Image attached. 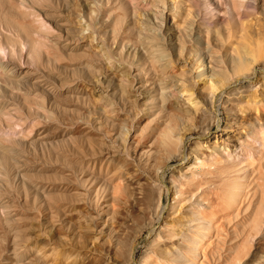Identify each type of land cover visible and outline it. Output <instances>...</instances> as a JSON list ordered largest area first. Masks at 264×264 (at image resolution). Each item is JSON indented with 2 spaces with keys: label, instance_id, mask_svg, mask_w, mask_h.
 Returning <instances> with one entry per match:
<instances>
[{
  "label": "rangeland",
  "instance_id": "obj_1",
  "mask_svg": "<svg viewBox=\"0 0 264 264\" xmlns=\"http://www.w3.org/2000/svg\"><path fill=\"white\" fill-rule=\"evenodd\" d=\"M132 1L0 0V63L5 64L0 66V264H75L92 252L105 263L134 264L150 243L153 251L143 264H172L171 249L188 216L183 201L171 203L179 193L178 184L170 181L171 175L178 177L177 170L203 173H197L192 184L182 179L181 191L192 190L191 198L201 203L199 213H213L215 219L209 217L211 237L201 243L206 249L200 244L206 252L199 247L193 264H264V125L262 131L241 136L246 143L245 155L239 154L245 157L240 166L219 153V140L214 144L210 137L206 141L202 136L203 146L208 147L201 151L217 152L216 157L210 160L198 150L194 153L191 145L197 140L196 131L187 133L185 157L171 159L164 173L166 185L159 193L160 209L168 222L162 226L176 233L154 237L142 217L129 218L132 223L125 224L122 214L128 212L130 197L121 187L124 180L112 181L120 169L116 156H100L92 124L102 115L98 107L124 117H130L134 109H146L148 98L156 96L151 79L161 72L158 77L170 85V96L184 109L193 104L185 100L186 92H180L182 86L196 97L211 81L218 84L217 93H223L216 96V108L205 117V124H200L204 128L210 122L211 137L214 132L240 137L255 114H264V65L257 64L255 73L245 71L251 76L250 85L234 74L235 55L222 41L225 24L219 25L222 37L213 29L207 33L193 16L189 0H140L135 6ZM199 1L189 2L195 6ZM221 1L231 9L230 0ZM188 11L191 15L185 17ZM211 16L208 20H215ZM242 18L246 34L264 40V4L259 2L255 11L247 10ZM150 52L155 53L153 60L148 59ZM82 60L95 67L84 66ZM228 86L237 90L229 94ZM85 106L90 114L83 111ZM257 138L261 146L254 148ZM9 148L18 150L17 156L15 152L10 155ZM249 149H256V156L247 157ZM195 154L201 164L194 163ZM13 161H22L21 167L28 164V168L23 172ZM7 193L20 196L16 208L21 209L13 220L4 213L6 203L12 206ZM42 193L52 200L47 201ZM113 198L120 203L115 205ZM5 219L19 226L12 232ZM117 225L125 242L118 252L105 256L103 250L112 245ZM42 237L51 245L43 246ZM37 246L46 251L43 260L34 253ZM53 246L56 249L48 251ZM131 249L133 261L128 262ZM17 253L22 260L16 259Z\"/></svg>",
  "mask_w": 264,
  "mask_h": 264
},
{
  "label": "bare ground",
  "instance_id": "obj_2",
  "mask_svg": "<svg viewBox=\"0 0 264 264\" xmlns=\"http://www.w3.org/2000/svg\"><path fill=\"white\" fill-rule=\"evenodd\" d=\"M189 1H188V6L192 8L193 16L197 18L196 20H199V23L201 24L202 28L207 33H210L209 29H213L216 32L215 34L217 36L220 35V37H222L220 34L219 25L222 23L225 24V27H227L226 28L227 32H226V36H224V39L222 38V41L225 43L224 44L225 47H228L230 49V52L235 55V62H234V67H233L234 74L236 73V76L239 75L240 76L239 79L246 80L248 84L250 85L252 83L250 82L251 76H247L246 75L247 72L245 71L251 70L252 73H255V66L257 64L264 65V40L262 39L258 40L246 34V31L244 29L245 25H244L242 16L246 14L247 10L255 11L257 8V4L259 2L264 4V0H230L231 1L230 10H229V7L226 5V3H224V1H221V0L219 1L202 0L201 2L200 1L198 2L200 3L199 5H195V6L191 5L192 3H190ZM139 3H142V2L140 0L132 1V4L134 6ZM134 6H133V9H135ZM189 12L190 11H188L184 16L186 17L189 14L191 15V12L190 13ZM211 15H214L213 17H215V20L213 19L212 21L208 20V17ZM152 52H150L151 53L150 55L152 56H148L149 60L154 59L153 57L155 56L154 55L155 53L152 54ZM150 57L152 59H150ZM159 57L160 56H157V59ZM81 62L84 63V66H86V63H88L87 65H91L89 67H95V64L93 65L92 63H89L90 61L82 60ZM150 62L153 64L152 61ZM157 62H159V60H157ZM3 65L5 64L0 63V66L3 67ZM155 66H158V65H155ZM160 66H163V64H161ZM97 67H98V64L96 68ZM159 73L160 75H163L161 72ZM159 73L157 74L158 76H159ZM158 76L151 79V82L155 85L156 96L153 95L148 98L149 103L146 109H139V108H137L138 110L134 109L137 106H135L132 102L131 105L132 104L134 105L133 109L134 111L135 110L136 111L131 112L132 114H130V117L129 115L128 117H124L125 115L122 116L121 113H118V111L117 113L115 111L113 112V110L111 112L110 111L107 112L105 108L98 107L102 115L101 117H98V118L95 117L96 119L94 123H92L93 121L91 123L94 124L95 126V129L94 127L93 129L95 133L94 135L96 136L95 137L96 141L98 142L100 146L99 147L100 156L109 157L110 155H113V156H116V158L118 159V164L120 166V169H118L117 172L114 174L112 181L116 179L124 180L125 181V182L123 181L124 185L122 183L121 187L122 188L124 187V190L127 192L128 197H130L129 202H128L129 206L127 209L128 212L126 214H122L124 215V219H125L123 220L126 221V223L124 221L123 222L125 224L132 223L131 221H129V218L130 220L132 219L133 221H135L136 218L142 217L147 223V228L149 232H152V234H154V237L162 238L163 235H165V233H166L165 236H168V235H173L171 233H176V231L173 230V228L170 226L168 227L162 226L165 224L167 225L168 222H167V219L164 218L163 212L160 209L161 202H160L159 193L162 190V187L166 185L164 182V173H165V170L168 169V167L170 166L171 159L173 157H178L181 159L182 157H185L184 155L185 141L190 139V137L189 138L186 137L187 133L190 134L196 131L195 133L197 134L196 135L197 140L194 141L195 144L191 145V149L195 151L194 153H196V150H198L200 151V155L203 158H206V159L209 158L210 160L216 157L215 154H217V152L216 153L214 152L205 153L206 152L205 150L208 147V145H205V147L203 146L204 140L207 141L209 140V137H210V140H212L214 144L217 142V140H219L217 142L219 146L218 149L220 150L219 153L222 152L223 154L226 155L225 157H227L228 160L230 159L234 161V163L235 162L239 163L238 165L240 166L241 163L244 162L243 160L245 159V157L243 159V156L245 155V152L243 149V142H245L244 141L245 139H243L241 136H245L247 138V136H249V133H255L254 132L255 130L258 131L260 128H263L262 125H264V114L262 117L255 114L253 119L249 120V122L246 123V127H247L245 129L246 132H244V135H239L240 137L238 136L235 137L234 135L232 136L231 134H228V132L220 133L218 135L214 132V134L211 137L209 136L211 133L209 134L207 132V129H209L208 127L210 126V122H209V126L206 125V127L204 128L201 127L200 124L201 123L205 124V119H207L205 117L210 115V113L212 112V109L214 110V108H216L215 102L219 98L220 93L221 95L223 93V91L217 93V89L219 88V86H217L218 84H216L214 81L213 82L211 81L210 83L206 85L207 87L206 91L202 92V94L200 95L197 94L196 97L195 96L192 97L193 95L192 90L186 89L184 86H182L179 89L180 92L181 93L186 92L187 94L185 96L186 97L185 100L193 104L192 108H190L189 105H187V108L184 109L181 105L178 104L177 101H173L172 97L170 96L171 95L170 85L166 81H163V79ZM225 90H227L228 93L230 94V93H234V91H231V90H237V89H234L233 86H228L227 88H225ZM127 97L129 98V96ZM92 105L93 104H91V106ZM86 106H85V109L84 108L82 109L83 111L86 110V112L90 114L91 110L89 109V107L87 108ZM114 110H117V109H114ZM122 110H124V108ZM87 122L85 123L87 124ZM88 125L91 126V124H88ZM186 125H187V128H186ZM90 126L89 128H91ZM93 129L91 130L93 131ZM260 130L262 131V129ZM261 131L259 133H261ZM259 133H257V135H260ZM202 136H206L204 140H201L203 138ZM88 141L89 143L90 142L92 143V140L88 139ZM260 144H261V141L257 138L256 141H254L253 147L257 148V146H261ZM202 147L205 148L204 150L205 152L201 151ZM9 149H10L9 151L5 150V152L8 151L10 155L14 154L15 152V156H17L16 154L19 152L18 150L14 149L15 151H12L11 150L12 148H9ZM240 152L241 153L244 152V155L240 156L239 155ZM254 152H257V150L255 149V150L250 151L249 149V152H247L246 154L247 157L253 158L254 156H256L255 154L257 153H254ZM149 155H151V158H149ZM19 159L21 160V156L19 157ZM14 161H13V164L15 163V165L16 166L18 165L19 168L21 169L23 168V166L21 167L20 165L22 161L21 162L19 161L20 163H18L17 161V164ZM25 162H29V161H25ZM197 162L198 164H201L202 159L199 158V156L195 154L194 163H197ZM26 165L22 169L23 172L25 168H28V166L26 167ZM185 166L187 167L188 164L184 166L182 165V168ZM221 168L222 167H220L219 169ZM176 172H177L178 177L171 175L170 181L172 183L178 184V190L176 191H179V193H176V195H174L173 202L171 203L175 204L178 201H181V202L183 201L185 207L182 209L187 213L188 216H186L184 219V221L186 220L185 221L186 226L180 228L179 234H177L178 241L176 240L175 241L176 244L172 246V249H171L172 253L169 251L168 252L172 254V258L170 257L172 264H193L195 262L194 259H196V257L198 256V252L200 251L199 247H202L204 244H206L207 243L206 241H208V237L209 238L211 237L209 234L211 230V226H212L211 225L212 221L210 218H212L211 216L213 215V213L211 214V216H208L206 213L205 214L199 213L201 203H196L195 199L193 200L191 198L192 195H194L192 194V192H190L192 190L186 189V190L181 191L183 187V183L184 184L195 183V177L198 175L197 173H201V171L193 172L191 170H185L184 172H182L181 170H177ZM202 174L203 173H201L200 176H202ZM237 174L242 175L239 173ZM22 175L23 174H21V176ZM24 176L22 177L24 178ZM235 176H236V173H235ZM224 177L225 176H223V178ZM25 179L28 180L27 177H25ZM182 179L188 180V181H183L182 183L181 181ZM27 182L29 183L30 181H27ZM35 187H37V185H35ZM262 187H261L262 190L261 189L260 190L264 191V187L263 188ZM8 188L11 189L10 187ZM172 188L175 189L176 187L173 186ZM37 189L39 190L38 187L36 188V190ZM153 192L155 193L156 196L155 197L153 196L152 198V195H154ZM124 193H121L120 195L125 196ZM188 193L189 194L191 193V195H189ZM15 194H8L10 196L9 199L7 197H4V200L7 198L9 200V203L12 204V206L7 205L8 204L6 203L7 199L6 201H3L4 203H6V206H5L6 209H4V211L6 210V212L4 213L7 214L8 218H11V219L15 218V216L19 214L20 212L19 209H21L20 206L19 208H16V206H18V203L20 201L19 200L20 196L19 194H16V196H14ZM43 195L45 198H49L47 201L52 200L50 196L49 197L47 196V194H43ZM27 197L28 196L24 195V200H23L24 202L27 200ZM115 198L112 199L113 203L117 202L118 200ZM48 203L49 202H47V204ZM171 205L170 207H172ZM47 206H49L48 208L51 207L49 204ZM211 209L212 208H210V210ZM51 211H53L52 207L49 209V213L52 214ZM114 211L115 209L112 211V213ZM106 216H111V214H106ZM49 219H53L52 215H50ZM12 220L5 219V222L3 221V223L4 224L6 223L7 225L6 228L9 227L8 229L10 230L12 229V232H13V230L15 231L14 227H18L19 224L18 226H16L14 224L15 222L12 223ZM212 220H215V219L212 218ZM168 221H172V220H168ZM39 224L40 223H37V226H39ZM120 228L122 227L118 226L117 234L113 233L114 239H113L112 245L110 243L109 245L111 246L108 245L107 249L104 248L103 251L105 253V256H107L109 253L118 252L117 249H120L119 247L123 244V242H125L123 241L124 239L121 238V235H119L120 230H122ZM139 229L141 228L139 227ZM208 234L209 236H207ZM43 237L39 238V241L45 247L47 245L50 246L51 244L46 239V237L45 238ZM0 240L2 239L0 238ZM203 242H206V243H203ZM203 247L201 249H204ZM47 248H48V251L49 250L54 251L56 249V246L47 247ZM34 249H35L34 253L37 258L43 260L45 257H47L46 251L42 247L37 246ZM132 250L133 249L128 251V259H127L128 262L133 261V257H132L133 251ZM151 251L153 250H152L151 243H150V245H147L146 248L144 247V251L142 253L143 257L141 258L140 262L138 261L134 264H143V262L148 259V254L152 253ZM201 252H203V250ZM16 256H18L16 257L18 261L22 260L21 255L17 253ZM205 257H202V258H205ZM166 260H167V257H166ZM76 262L77 263H75L74 261L75 264H112L111 262L105 263V260L100 255L96 256L94 252H92V254L90 255H86L83 258H80L79 260L76 259ZM53 263H55V261ZM71 264L73 263L71 262Z\"/></svg>",
  "mask_w": 264,
  "mask_h": 264
}]
</instances>
